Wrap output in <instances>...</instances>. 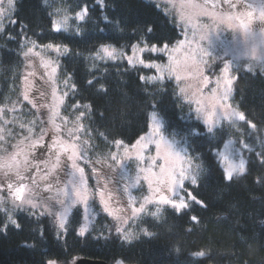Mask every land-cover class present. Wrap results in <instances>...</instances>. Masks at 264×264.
Masks as SVG:
<instances>
[{
    "label": "trees",
    "instance_id": "1",
    "mask_svg": "<svg viewBox=\"0 0 264 264\" xmlns=\"http://www.w3.org/2000/svg\"><path fill=\"white\" fill-rule=\"evenodd\" d=\"M78 2L15 0L13 15L17 24L8 26L9 22L4 21L6 32L14 39L0 38V107L10 110L11 114L6 112L7 118L17 123L12 125L16 129H12V136L7 139L15 141L21 138L16 135L21 132L19 118L26 124L25 117H18L16 112L11 111L13 106L21 107L23 102L21 85L25 59L22 52L26 50V41L30 38L41 45L67 44L73 51L59 57L58 80L62 87L63 81L70 78L69 85L74 84L75 89L69 87V96L62 106L61 116L67 115V124L72 125L78 110H67L66 106L76 103L81 106L80 110L85 105L90 106V112H86L81 119L91 137L86 152L88 159L106 157L119 147L133 145L148 132L155 108L165 134L180 140L187 147L190 145V152L198 155L205 166L200 188L193 194L206 195L210 207L194 212V215H198V222H192L187 216L178 217L170 209L161 206L164 210L159 218L145 215L142 223L132 224L134 235L139 237L132 244L122 243L116 236L113 220L101 212H97L90 237L80 239L70 232L66 242L53 238L55 229L51 218L37 222L20 214L23 231L10 228L6 235L0 234V264H43L46 259L53 257L61 261L88 258L109 264H115L117 259H123L125 264H264V184L257 182L264 176V164L260 163L259 158L254 153H246L249 173L235 177L231 183L224 181L208 150L206 132L200 136L190 135L197 121L186 104L178 100L179 93L174 91L178 86L174 80L169 82L166 79L160 84L145 83L140 80V76H149L150 70L132 68L126 61L93 59L99 46L98 37H112L115 46L127 47L131 36L142 34L143 25L154 26L155 40L170 44L177 42L181 35L173 18L147 0H113L114 11L109 9L108 14L134 26L128 33H121L114 26L98 32V28H104L99 12L96 20L88 24L80 36L72 34L75 25L67 35L55 33L52 21L61 15L57 10L67 8L69 12H74ZM22 28L27 33L24 37L20 35ZM222 65L223 61H218L214 68L210 67L209 74L212 77L217 75ZM236 71L239 78L233 85L231 101L245 113L248 120L257 125L256 132L248 136L251 129L241 122L245 141L260 151V138L264 137V74L259 71L248 73L244 67ZM89 80L93 84L90 85ZM101 84L104 90L100 89ZM199 123L202 125L201 121ZM36 127L41 128L43 125ZM196 130L199 131L198 128ZM98 132L104 133L107 139L98 135ZM26 134V131L22 133ZM80 135L82 139L87 138L83 133ZM116 140H122L124 145L117 146ZM222 147L223 144H220L213 151ZM150 209L155 210L154 207ZM81 210L76 208L74 213H81ZM41 228L46 239H40L37 235ZM141 228L154 233L153 237L143 236ZM26 242L35 244V247H25ZM63 249L70 256H66ZM200 250L206 251L205 257L193 255Z\"/></svg>",
    "mask_w": 264,
    "mask_h": 264
},
{
    "label": "snow or ice",
    "instance_id": "2",
    "mask_svg": "<svg viewBox=\"0 0 264 264\" xmlns=\"http://www.w3.org/2000/svg\"><path fill=\"white\" fill-rule=\"evenodd\" d=\"M6 2L7 10L3 7L5 0H0V38L14 39L6 32L4 21L9 22L8 26L17 24L13 15L15 0H6ZM168 4L179 15L181 30H184V24H189L200 30L201 39L205 38L206 33L213 26L219 28L220 25H226L234 30L240 29L246 37L251 35V26L255 15L251 11L245 13L225 12L221 8V0H203L202 3H196L195 0H188L185 3L181 0L178 8L175 0H168ZM223 4H226L228 9L237 7L234 0H223ZM189 8L196 10L197 22L195 24L192 23V17L186 13V9ZM109 9L114 11L113 0H79L74 12H69L67 8L57 10L61 15L59 19L52 21V30L55 33L67 35L69 29L75 25V31L72 34L80 36L85 27L96 20L97 12L100 13V20L104 24V28L97 29L98 32H103L109 26H114L117 31L128 33L134 27L110 16ZM5 11L9 15L5 16ZM201 17H206L211 23H204L200 19ZM259 20L264 23V10L259 13ZM24 28L20 32L22 37L27 35ZM153 34V25H143L141 35L130 37L127 51L124 47L115 46L112 37L100 36L98 37L99 46L93 59L105 62L126 61L127 65L132 68L141 66L154 70L156 75L140 76V80L145 83L160 84L166 79L169 82L173 80L177 82L180 86L174 91L179 93L178 100L186 104L197 121L190 135L200 136L206 132L209 138L208 150L214 158L215 165L219 167L221 178L224 181L231 183L235 177L245 176L249 173V161L245 158V152L254 153L260 163L264 164V137L260 138V151H256L252 144L246 142L241 122L251 129L247 133L248 136L256 132L257 125L248 120L244 112L229 102L233 94L232 85L239 78L238 72L235 75L233 73L243 66L227 62L223 65L222 75L217 76L213 81L210 75H205V69L211 70L209 60L197 59L195 52H188L183 59L180 58L185 49L184 40H180L173 46L170 42L155 40ZM25 48L26 50L22 52L23 57H38L42 67L46 70L42 75L47 76L45 83L51 87L52 102L51 104L43 103L45 92L39 89H37V95L40 97V103L30 97L29 93L35 82L29 81L27 76L25 77L27 86L24 89L23 101H26L33 109L39 110L41 106L48 109L50 113L48 123L52 125L53 136L50 137V144L46 146L45 133L47 129L37 128V121L31 120L27 124L19 123L21 132L16 135H20L22 138L15 144H10L8 147L0 144V151L8 153L3 163H0V169H2L0 171V177H2L0 178V234L6 235L10 228L23 231L20 214H25L37 222L51 218L55 229L53 238L57 241L66 242L70 232L80 239L88 238L94 231L89 226V214L92 207L90 200L94 203L97 196L103 212L115 223L116 236L125 244H132L134 239L139 238L134 235L132 224L142 223L145 215L159 218V214L164 210L161 206L170 209L178 217L187 216L190 221L198 222V215L193 213L200 209L207 210L210 207L206 195L203 193L193 194L200 188V178L206 168L200 162V157L190 152V145L178 148L175 141L167 138L164 125L158 119L155 108L151 114V131L140 136L132 146L137 150L136 158L139 161L143 162L147 158L153 167L159 168V172L140 168L142 173L149 174L143 177L147 181L148 194L142 197L139 206H136L137 202L133 199L130 212L123 207L113 208L110 203L112 195L108 191V182L104 179L103 174L95 168H93V172L97 177L96 186L95 189L90 188L85 168L78 164L79 160L87 161L86 152L91 137L88 136L81 119L85 117L86 112H90V106L85 105L84 109L80 110L79 104H68L67 110L72 108L78 110L72 126L62 127L56 122L59 118L64 125H67L69 120L67 115L61 116V107L65 105V100L69 96L68 87L74 90L75 85H69L70 78L65 79L63 81L65 90L60 94L55 77L60 66L59 57L66 56L73 50L67 44L46 43L41 45L30 38L26 41ZM38 48L55 53L56 58H45L41 51L36 50ZM199 51L203 56H211V53L204 49H199ZM145 53L149 54L147 59L144 57ZM255 53V46L246 53L248 60L252 62L248 63L244 70L255 74L259 69L261 74H264V56L257 57ZM152 54L162 57V61L152 59ZM35 74L33 71L28 75L35 76ZM181 82L183 83L181 84ZM88 83L91 85L93 81L89 80ZM209 84H213V87L209 88ZM100 89L104 90L103 84L100 85ZM193 105H195L194 108ZM11 111L16 112L17 108L13 106ZM3 114L4 109L0 108V118L3 117ZM200 121L203 122L202 125L199 123ZM4 123L11 124L13 121L5 120ZM197 128L199 131L196 130ZM3 131L0 129V133ZM24 131H26V135H22ZM37 131L38 135L33 138V133ZM80 133H83L87 138L82 139ZM234 134L238 135L233 138ZM7 135L11 137L12 132L8 131ZM98 135L107 139L102 132H98ZM225 139H227V143H224ZM0 141H5V135L0 134ZM115 144L123 146L124 142L116 140ZM220 144H223V151H213L218 149ZM152 145H154L155 155L146 157L145 153ZM9 147L14 151L9 152ZM37 149H43V152L37 155ZM125 155H128L127 148H125ZM44 156L47 159H43ZM61 157H63V161ZM109 159L116 161L118 157L109 154L106 157L98 158L93 163L100 164L102 168L104 166L111 167L107 164ZM158 161H163V163L158 165ZM68 163L71 164L73 170L71 178L61 187L58 184L57 171L62 167L66 168ZM257 182L264 184V176H261ZM41 189L47 195H42ZM116 203L120 202L116 201ZM149 205L154 206L155 210L148 208ZM77 206H82L83 223H81V213L72 211ZM141 232L146 238H152L154 235L147 228H141ZM37 235L40 239H46L42 228L38 229ZM24 246L35 247V244L26 242ZM63 250L66 256H70L66 249ZM176 251L179 252L180 249L177 248ZM46 255L52 256L51 253H46ZM193 255L203 258L206 251H196ZM43 264H76V259L70 258L61 261L58 257H53L46 259ZM115 264H125V262L123 259H117Z\"/></svg>",
    "mask_w": 264,
    "mask_h": 264
},
{
    "label": "rangeland",
    "instance_id": "3",
    "mask_svg": "<svg viewBox=\"0 0 264 264\" xmlns=\"http://www.w3.org/2000/svg\"><path fill=\"white\" fill-rule=\"evenodd\" d=\"M152 3H154L159 9H161L165 14L169 15L173 18L176 26L180 29V35L181 38L177 41L184 40L185 42V49L183 50V54L180 56L181 59L184 58L185 55H187L188 52H195L197 53V59H204L210 61V67L213 66L218 61H223V65L227 62H232L235 64L244 65L243 67L246 68L248 63H251L252 61L248 60L246 53L251 49V47L255 46L256 53L255 55L257 57L264 56V23H262L259 20V13L264 10V0H234L236 2L237 7L235 9H228V6L226 4H223V0H221V8L223 11H234L237 13H245L247 11L253 12L255 15L253 17V24L251 26V35L246 37L242 30L240 29H230L226 25H220L219 28L213 26L210 31L206 33V36L204 39H201V32L197 28L191 27L189 24L183 25V31L181 30V22L179 19V15L176 14V10L172 9L171 5L168 4V0H147ZM183 2L187 3L188 0H183ZM196 3H202L203 0H195ZM175 3L177 4V8L179 4L181 3V0H175ZM167 5V7H166ZM242 6V7H241ZM250 6V7H249ZM4 9L7 10L8 5L5 0V3L3 5ZM186 13L192 17V23L195 24L197 22L196 18V10L194 9H186ZM9 13L5 11V16H7ZM175 15V18H174ZM204 23H211V21H208L206 17L200 18ZM177 42L171 44L175 45ZM127 51V47H124ZM199 49H204L207 52L211 53V56H203V54L199 51ZM37 51H41V54L45 58H56V54L51 51H45L41 48L36 49ZM130 54V52H129ZM144 57L147 59L149 57V54L145 53ZM25 64H24V71H23V78H22V97L24 93V89L27 86L25 82V77H28L29 81H34L35 83L31 87V91L29 93L30 97L35 98L38 103H40V97L37 95V89L40 91L45 92V98L43 100V103L45 104H51V87L49 84L45 83V80L47 79L46 75H42L46 72V70L42 67L40 60L38 57H28L25 58ZM152 59L154 60H160L162 61V57L152 54ZM223 65L217 75L211 76L208 72L209 69H205V75H210L212 80L214 81L215 78L219 75H222L223 72ZM139 68L145 69L141 66H137ZM150 70V75H156L154 70L152 69H146ZM35 72V76H29V72ZM256 71H259L257 69ZM260 73V71H259ZM234 75L237 74V71L235 70ZM149 75V76H150ZM56 82H57V89L58 93L62 94V92L65 90V85L63 83V86L61 87L58 80V71L56 73ZM236 81V80H235ZM234 81V83H235ZM177 83V82H176ZM183 82H181L182 84ZM233 83V85H234ZM233 90H234V86ZM179 87L180 85L177 84ZM213 87V84H209V88ZM69 89V87H68ZM67 89V90H68ZM205 92H207V89H205ZM233 95V94H232ZM232 97L230 99V103H232ZM23 101V100H22ZM195 105H193V108ZM4 109L3 117L0 118V129H3V134L5 135V141H0V144L4 145L5 147H8L10 144H15L19 139H16L15 141H9L7 138L9 137L7 135L8 131H12L15 125L17 123H11V124H5V120H11L7 118V114H11L10 110H8L6 107H0ZM62 111V107H61ZM16 113L18 114V117L21 118L25 117L26 124L29 123L31 120H36L37 125L40 126L43 125V128L47 129V132L45 133V144H50V137L53 136V130L51 123H48L49 119V111L47 108L40 107L39 110L33 109L31 105H29L26 101L22 102L21 107H17ZM23 116V117H22ZM158 119L162 122V120L158 117ZM24 122L22 119L19 118L18 123ZM43 122V123H42ZM58 124H61L62 127H71L72 125H64V123L57 118L56 121ZM202 122V121H201ZM203 123V122H202ZM15 124L14 126H12ZM151 131V119H150V125L148 132ZM147 132V133H148ZM38 135V131L33 133V138H36ZM63 135V133H62ZM145 135V134H144ZM166 135V134H165ZM167 136V135H166ZM22 138V137H21ZM168 139L173 140L177 143V147H187L186 144L181 142L180 140H177L175 138H171L167 136ZM27 143V141H26ZM136 143V142H135ZM134 143V144H135ZM227 143V141L225 142ZM133 144V145H134ZM129 147H119L112 153V155H116L118 159L116 161L108 160L107 164L111 165V167L102 166L100 164H94L93 162L97 159L90 160L87 157V161L85 160H79L78 164L81 167L85 168V174L88 178V184L90 188L95 189L96 186V175L93 172V168H95L97 171H100L104 179L108 182V191L111 192L112 200L110 201L113 208L123 207L126 208L129 212L131 211V201L134 199L137 204L136 206H139V202H142V197L144 195L148 194V188H147V181L144 180V176L148 175L149 173H142L140 171V168H148L151 169L152 172H159L158 167H153L151 164V161L149 159H145L143 162L139 161L136 158V152L137 150L133 148L132 146ZM125 148L128 150V155H125ZM10 149V150H9ZM8 151H14V149L9 147ZM217 151V150H216ZM218 151H223L222 149H219ZM245 152V158L247 159ZM8 153H5L4 151H0V163H3L4 158L7 156ZM154 145L149 146L148 151L145 153V156H154ZM87 156V153H86ZM108 156V155H107ZM103 158V157H102ZM63 161V157H61ZM163 161H158L157 164H162ZM61 170H64V178L63 181L58 183L61 187L64 186L67 183V180L71 178L72 168L71 164L68 163L66 168H61L57 172H60ZM2 171V169H0ZM2 178V177H0ZM137 180H139V183H137ZM191 190V189H190ZM69 192L71 193V189L69 188ZM42 195H47V193H44L41 189ZM55 193L53 192V195ZM107 195V193H106ZM116 201H119L120 203L117 204ZM90 204H92V207L90 209L89 214V226L91 228L93 222L95 221V217H97L98 213L101 212L105 214L102 210V205L99 203L98 196L96 197L95 202L93 203L90 200ZM148 208H152L154 206L149 205ZM163 207V206H162ZM76 208H79V210L82 209V206H77L73 208V213ZM98 208V211H97ZM81 223H83V212L81 210ZM106 215V214H105ZM109 264V263H108Z\"/></svg>",
    "mask_w": 264,
    "mask_h": 264
},
{
    "label": "water",
    "instance_id": "4",
    "mask_svg": "<svg viewBox=\"0 0 264 264\" xmlns=\"http://www.w3.org/2000/svg\"><path fill=\"white\" fill-rule=\"evenodd\" d=\"M76 264H108L103 260H93L88 258H81L76 261Z\"/></svg>",
    "mask_w": 264,
    "mask_h": 264
},
{
    "label": "flooded vegetation",
    "instance_id": "5",
    "mask_svg": "<svg viewBox=\"0 0 264 264\" xmlns=\"http://www.w3.org/2000/svg\"><path fill=\"white\" fill-rule=\"evenodd\" d=\"M242 7V6H241ZM47 146V145H46ZM43 152V149H37V155H40V153ZM43 159H47L46 156L42 157ZM57 177H58V183L62 182L63 181V178H64V170H61L60 172H57ZM79 260V259H77ZM76 260V261H77Z\"/></svg>",
    "mask_w": 264,
    "mask_h": 264
}]
</instances>
